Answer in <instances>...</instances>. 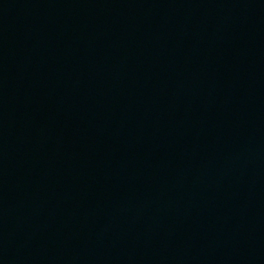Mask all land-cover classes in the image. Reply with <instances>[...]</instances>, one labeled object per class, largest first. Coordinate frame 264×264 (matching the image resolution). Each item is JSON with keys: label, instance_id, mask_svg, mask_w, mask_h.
<instances>
[{"label": "water", "instance_id": "water-1", "mask_svg": "<svg viewBox=\"0 0 264 264\" xmlns=\"http://www.w3.org/2000/svg\"><path fill=\"white\" fill-rule=\"evenodd\" d=\"M0 264H264V0H0Z\"/></svg>", "mask_w": 264, "mask_h": 264}]
</instances>
